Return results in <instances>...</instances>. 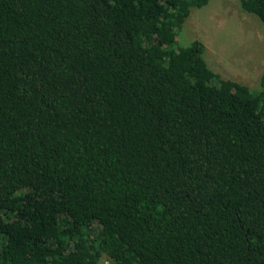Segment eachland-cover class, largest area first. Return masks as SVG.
I'll return each mask as SVG.
<instances>
[{
  "label": "trees",
  "instance_id": "16d2710c",
  "mask_svg": "<svg viewBox=\"0 0 264 264\" xmlns=\"http://www.w3.org/2000/svg\"><path fill=\"white\" fill-rule=\"evenodd\" d=\"M209 1L0 0V264H264V72L176 40Z\"/></svg>",
  "mask_w": 264,
  "mask_h": 264
},
{
  "label": "rangeland",
  "instance_id": "374dc122",
  "mask_svg": "<svg viewBox=\"0 0 264 264\" xmlns=\"http://www.w3.org/2000/svg\"><path fill=\"white\" fill-rule=\"evenodd\" d=\"M195 39L203 42V57L220 76L258 85L264 72V25L243 11L239 0H210L202 8H192L176 40L185 46Z\"/></svg>",
  "mask_w": 264,
  "mask_h": 264
}]
</instances>
